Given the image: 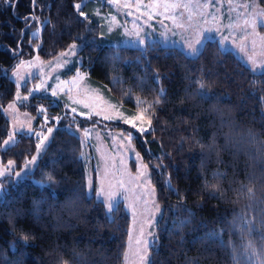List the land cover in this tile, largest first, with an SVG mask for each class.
<instances>
[{
  "label": "trees",
  "instance_id": "1",
  "mask_svg": "<svg viewBox=\"0 0 264 264\" xmlns=\"http://www.w3.org/2000/svg\"><path fill=\"white\" fill-rule=\"evenodd\" d=\"M80 1L0 0L1 162L19 172L38 145L19 133L3 149L4 109L17 89L11 73L20 61H48L78 43L80 69L94 87L124 108L151 106L150 129L132 136L162 211L149 264H264V70L254 73L217 40L193 57L157 42H105L99 22L75 9ZM82 121L128 134L121 123ZM55 125L34 170L3 183L0 264H124L131 216L124 202L108 211L96 197L95 169L88 194L82 141L68 119Z\"/></svg>",
  "mask_w": 264,
  "mask_h": 264
},
{
  "label": "rangeland",
  "instance_id": "2",
  "mask_svg": "<svg viewBox=\"0 0 264 264\" xmlns=\"http://www.w3.org/2000/svg\"><path fill=\"white\" fill-rule=\"evenodd\" d=\"M79 3L84 17L99 22L102 40L116 46L142 48L146 43L157 42L161 46L178 47L193 57L206 41L217 40L254 73L264 70V7L258 0H82ZM80 49V44L73 43L48 61L36 55L20 61L11 73L17 89L4 113L10 122L6 140L12 139L8 145L3 144V149L12 145L19 133L33 135L41 147L35 159H30L19 172L14 171V162L5 164L0 159V199L5 193L4 181L27 177L53 137L55 124L62 118L68 119L67 128L80 137L84 147L88 194L93 193L95 169L96 197L105 203L108 211L124 202L131 216L124 264H145L141 256L146 244V264H149L162 211L149 168L132 142L133 134L150 129L149 111L140 119L149 105L137 101L133 108H124L122 102L94 87L80 69ZM33 97L39 98L33 105L36 115L28 111ZM52 106H58L59 112L50 110ZM37 119L40 121L35 125ZM82 120L106 125L121 123L128 134L121 130L103 132L97 126L81 127ZM141 128L145 131H140Z\"/></svg>",
  "mask_w": 264,
  "mask_h": 264
},
{
  "label": "snow or ice",
  "instance_id": "3",
  "mask_svg": "<svg viewBox=\"0 0 264 264\" xmlns=\"http://www.w3.org/2000/svg\"><path fill=\"white\" fill-rule=\"evenodd\" d=\"M74 7H75V9L78 11V13H79V15L80 16H85V13L83 12V11H80V9H81V7H82V3H77V4H75L74 5ZM71 47H76L75 45H72ZM196 51V49H194L193 48V52H195ZM63 55V54H62ZM200 87H201V89L203 90V88H204V85H200ZM161 91H163V90H161ZM16 99H20V97L17 95V97H16ZM157 103H159V98H157V101H156ZM10 107H11V105H10ZM151 106H149V108H150ZM149 108H145L144 110H143V112L140 114V119H143V115H144V113H147L148 111H149ZM73 111H75V110H73ZM107 118V117H106ZM126 122H128V121H126ZM150 124H151V121H150V119H149V127H150ZM140 131H145V129H143V128H141L140 129ZM49 132H51V129H49ZM85 135H88V132H87V130H85ZM11 137L9 138V140H6V141H4V145L6 146V145H8L10 142H11ZM40 145H37V150L39 151L40 150ZM35 159V157H33V160ZM10 164L12 163V162H9ZM146 167V166H145ZM0 174H2V173H0ZM141 174H143V173H141ZM17 175H19V173L17 174ZM51 179V178H50ZM109 208H111V205H109ZM29 238L27 237V236H25L24 237V240H25V242H27V240H28ZM141 260L143 261V262H145V264H146V262H147V260H148V249H147V244L145 245V248H144V250H143V255L141 256Z\"/></svg>",
  "mask_w": 264,
  "mask_h": 264
}]
</instances>
